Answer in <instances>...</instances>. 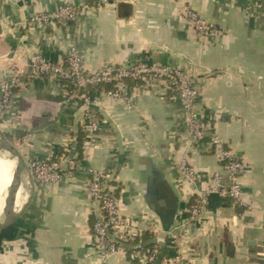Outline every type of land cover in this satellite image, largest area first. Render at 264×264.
Here are the masks:
<instances>
[{"label": "crops", "instance_id": "crops-1", "mask_svg": "<svg viewBox=\"0 0 264 264\" xmlns=\"http://www.w3.org/2000/svg\"><path fill=\"white\" fill-rule=\"evenodd\" d=\"M65 4L78 9L70 24L42 29L26 23L33 13ZM184 8L212 23L213 32L198 36ZM71 45L88 72L139 60L187 72L198 90L195 109L206 134L190 148L184 145L183 106L170 91L144 83H124L119 96L92 91L100 124L96 146L85 151L71 177L38 184L31 162L78 154L82 108L67 102L68 82L25 80L0 117L1 134L11 137L25 165L6 217L17 171L0 153V264H138L132 253L147 244L160 247L155 264H172L178 255L192 264H264V0H110L105 6L93 0H3L0 81L10 65H25L36 53L63 62ZM213 134L245 165L242 202L210 195L195 221L189 206L220 170ZM183 160L195 172L194 183L177 170ZM89 170L107 177L121 216L143 231L104 263L92 232ZM172 196L177 209L169 219Z\"/></svg>", "mask_w": 264, "mask_h": 264}, {"label": "built area", "instance_id": "built-area-1", "mask_svg": "<svg viewBox=\"0 0 264 264\" xmlns=\"http://www.w3.org/2000/svg\"><path fill=\"white\" fill-rule=\"evenodd\" d=\"M97 6H105L110 0H93ZM183 17L200 37L209 36L214 25L204 20L191 8H184ZM78 9L71 4L60 6L48 13H33L29 15L27 24L33 28H48L55 25H67L77 19ZM0 81V117L11 108L14 93L25 80L46 78L69 83L67 102L82 108L81 129L84 137L82 156L77 154L64 158L59 162H37L29 164L33 179L38 184L57 183L71 177L85 159V151L94 148L100 131V124L93 111L95 102L90 97V89L100 84L115 83V90L108 92L119 96V87L123 79L142 78L149 86H155L170 91L173 98L181 101L184 117L182 124L186 131L183 143L186 147L197 144L206 134L204 125L195 109L198 90L192 84L187 72L170 67H152L139 60L127 67H117L105 64L99 69L88 72L84 67L83 55L76 46H69L63 62H53L40 53L32 55L25 65H10ZM175 93V94H174ZM216 155L221 161L220 170L214 172L208 179L206 188L198 193V198L188 209L195 221H200L208 205V197L217 195L228 198L235 204H241L242 191L239 180L245 172L241 158L233 156L224 146L222 140L215 134L211 135ZM177 170L182 179L195 182V172L183 160ZM90 179L86 185L92 207L95 208L96 218L92 225L97 257L99 262L106 260L115 252L122 249L124 244L139 241L143 231L129 220L123 218L118 205L115 188L107 184V177L100 171L89 170ZM138 264H155L160 257V247L152 245L147 249L139 248L133 251ZM172 264H192L185 256L178 255Z\"/></svg>", "mask_w": 264, "mask_h": 264}, {"label": "water", "instance_id": "water-1", "mask_svg": "<svg viewBox=\"0 0 264 264\" xmlns=\"http://www.w3.org/2000/svg\"><path fill=\"white\" fill-rule=\"evenodd\" d=\"M2 2H3V0H0V10H1V6H2ZM0 137L4 141L5 148L7 150L8 149L12 150V152L14 153V155L17 156L18 161H19V167L17 168V172L13 173V185H11V187L8 189V197L5 201V207L3 209V214L6 217H8L9 216V208L11 207V204L14 201L15 190L18 188L17 181H19V174H21V172L25 169V165L23 164V160L21 159V157L16 153V150L13 148V146L4 138V136L1 135ZM17 173H19V174H17ZM172 199H173V205H172V207H169V209L167 210V215H168L169 219H172V217L174 216L176 209H177V200L175 199V196H172Z\"/></svg>", "mask_w": 264, "mask_h": 264}, {"label": "trees", "instance_id": "trees-1", "mask_svg": "<svg viewBox=\"0 0 264 264\" xmlns=\"http://www.w3.org/2000/svg\"><path fill=\"white\" fill-rule=\"evenodd\" d=\"M122 83L124 84H131V85H133V84H136V85H140V84H142V83H144L145 85H147L146 84V82L144 81V80H142V78H139V79H135V80H133V79H123L122 80ZM116 88H115V83H108V84H100V85H98L97 87H94V88H91L89 91L90 92H92V91H97V90H104V91H106V93H108V92H111V91H114ZM175 94V93H174ZM4 138L8 141V142H11V137L9 136V135H7V134H5L4 135ZM83 141H84V137H83V135H80L79 137H78V139H77V141H76V150H77V152H78V154H77V158H81V156H82V144H83ZM190 207V206H189ZM144 239L143 240H147V238H146V235H144V237H143ZM149 246H151V244H147L146 246H145V248H147V247H149Z\"/></svg>", "mask_w": 264, "mask_h": 264}, {"label": "bare ground", "instance_id": "bare-ground-1", "mask_svg": "<svg viewBox=\"0 0 264 264\" xmlns=\"http://www.w3.org/2000/svg\"><path fill=\"white\" fill-rule=\"evenodd\" d=\"M12 150L10 149H6L5 148V144L4 141L2 140V138L0 137V153L7 158V160L12 164L13 168L17 171V168L19 167V161L16 155H14V153L12 152ZM19 174V173H17ZM0 184H1V180H0Z\"/></svg>", "mask_w": 264, "mask_h": 264}, {"label": "rangeland", "instance_id": "rangeland-1", "mask_svg": "<svg viewBox=\"0 0 264 264\" xmlns=\"http://www.w3.org/2000/svg\"><path fill=\"white\" fill-rule=\"evenodd\" d=\"M191 79H192V78H191ZM192 82H193V81H192ZM192 84H193V83H192ZM1 135L4 136L3 134H1V131H0V136H1Z\"/></svg>", "mask_w": 264, "mask_h": 264}]
</instances>
